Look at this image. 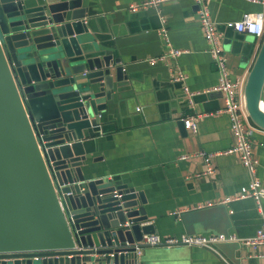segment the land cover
Segmentation results:
<instances>
[{
  "label": "crops",
  "instance_id": "1",
  "mask_svg": "<svg viewBox=\"0 0 264 264\" xmlns=\"http://www.w3.org/2000/svg\"><path fill=\"white\" fill-rule=\"evenodd\" d=\"M86 10L89 34L119 59L127 82L117 84V99L100 113L99 125L82 140L84 176L121 183L144 197L143 208L154 233L161 237L180 234H223L238 240L215 245L219 256L197 246H146L138 257L142 264H264V246L243 243L264 224V201L259 208L252 199L228 204L217 201L233 195L249 175L236 153H222L231 144L228 118L219 109L222 94L203 92L214 86L219 73L208 42L199 27L192 0H164L158 10H129L128 3L140 0H81ZM210 18L221 33L218 45L223 53L225 78L243 85L256 55L259 40L225 27L242 13L262 12L264 4L245 0H206ZM159 11L165 17L170 45L184 52L176 63L183 81L171 79V63L153 62L164 51L158 34ZM123 85V87H122ZM195 93L191 103L185 91ZM264 105V101L261 100ZM136 108V109H135ZM204 114L194 133L180 126L181 118ZM183 126V125H182ZM251 155L257 160L256 176L264 189V129L249 119ZM196 151L215 153L212 175H198L203 169ZM186 156L181 159L180 157ZM86 169H89L86 171ZM203 205L195 208L197 205ZM231 211V212H229Z\"/></svg>",
  "mask_w": 264,
  "mask_h": 264
},
{
  "label": "water",
  "instance_id": "2",
  "mask_svg": "<svg viewBox=\"0 0 264 264\" xmlns=\"http://www.w3.org/2000/svg\"><path fill=\"white\" fill-rule=\"evenodd\" d=\"M86 16L81 0H0V264H132L154 233L140 191L84 176L82 140L128 79ZM263 86L264 36L243 85L260 129Z\"/></svg>",
  "mask_w": 264,
  "mask_h": 264
},
{
  "label": "built area",
  "instance_id": "3",
  "mask_svg": "<svg viewBox=\"0 0 264 264\" xmlns=\"http://www.w3.org/2000/svg\"><path fill=\"white\" fill-rule=\"evenodd\" d=\"M164 0H140L138 2L128 3L127 8L129 10H138L144 8H153L158 10L159 4ZM196 7V16L199 27L202 31L203 38L210 45L209 53L216 65L219 73V78L217 83L203 92H218L222 94L223 106L219 109V112H223L228 118V129L231 136V144L228 148L222 151V153H236L238 159L242 166L246 169L249 179L248 181L241 185L237 191L231 195L218 199L217 201L206 202V206H210L213 203L217 204H228L232 201L241 199H252L256 208H259L260 202L264 201V189L261 186L260 180L256 176L257 160L251 155L250 147V131L245 128V122L248 120L247 113L244 108L243 95L237 92L240 86L238 80L229 81L225 78V68H224V57L223 53L218 45L219 39L222 37L221 33L216 29V26L212 19L210 18L206 0H192ZM251 3L264 4V0H245ZM159 29L158 34L161 37L162 43L165 48L164 51L157 57L149 59L150 63L159 61L163 63H171L173 81H183L184 74L176 63V57L184 52L183 49H177L170 45L166 29H165V17L159 12ZM225 27L231 28L235 32L243 33L247 35H252L257 38L260 42L264 36V14L262 12H245L242 13L239 20L236 22L225 23ZM185 96L187 101L191 103V98L195 93L188 92L184 88ZM262 100L264 101V86L262 90ZM204 114L196 113L195 115H190L185 118H181L182 125L184 129L190 133H194L196 130V121ZM215 153H205L203 151H196L194 155L201 158L203 163V169L200 173L194 174V176L212 175L214 172L213 165L211 163V158ZM181 159L186 158V156L180 157ZM116 191H113L115 195ZM117 195V194H116ZM203 205H197L195 208H200ZM231 212V211H229ZM238 240L232 236H225L223 234H210V235H188L180 234L176 237H161L156 234H143L139 241L133 242L129 246L132 248V253L135 258L134 263L139 264L138 257L141 253L143 247L146 246H172V245H187V246H197L206 248L219 256L218 251L215 248L217 243L223 241ZM243 243L250 245H262L264 246V224L262 223L258 228L255 229L253 235L250 237L241 239ZM264 258V253L260 255Z\"/></svg>",
  "mask_w": 264,
  "mask_h": 264
},
{
  "label": "bare ground",
  "instance_id": "4",
  "mask_svg": "<svg viewBox=\"0 0 264 264\" xmlns=\"http://www.w3.org/2000/svg\"><path fill=\"white\" fill-rule=\"evenodd\" d=\"M259 107H260V109L264 112V105L262 104L261 101L259 102Z\"/></svg>",
  "mask_w": 264,
  "mask_h": 264
}]
</instances>
